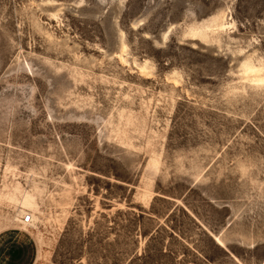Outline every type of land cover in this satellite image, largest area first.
<instances>
[{
    "label": "rangeland",
    "instance_id": "obj_1",
    "mask_svg": "<svg viewBox=\"0 0 264 264\" xmlns=\"http://www.w3.org/2000/svg\"><path fill=\"white\" fill-rule=\"evenodd\" d=\"M247 57L264 0H0V264H264Z\"/></svg>",
    "mask_w": 264,
    "mask_h": 264
},
{
    "label": "bare ground",
    "instance_id": "obj_2",
    "mask_svg": "<svg viewBox=\"0 0 264 264\" xmlns=\"http://www.w3.org/2000/svg\"><path fill=\"white\" fill-rule=\"evenodd\" d=\"M222 20H223V15L221 13H218L217 15L213 16L210 23L201 25V27L199 28L201 30L206 28V30L209 29L208 31H212V32L222 30L226 26ZM196 30H198V28ZM207 33L208 32L206 31L202 33H197L196 31L192 32L193 35L201 34V37H205ZM248 59L249 58L247 57L246 61L243 63L245 74L247 76L249 75L250 77H252L253 80H255V82L264 81V76L262 75L263 66L260 65V63L255 64L254 62Z\"/></svg>",
    "mask_w": 264,
    "mask_h": 264
},
{
    "label": "built area",
    "instance_id": "obj_3",
    "mask_svg": "<svg viewBox=\"0 0 264 264\" xmlns=\"http://www.w3.org/2000/svg\"><path fill=\"white\" fill-rule=\"evenodd\" d=\"M30 220H31V215H30V214H25V215L22 217V222H23V223H28Z\"/></svg>",
    "mask_w": 264,
    "mask_h": 264
}]
</instances>
